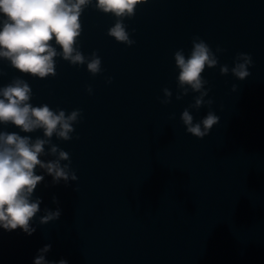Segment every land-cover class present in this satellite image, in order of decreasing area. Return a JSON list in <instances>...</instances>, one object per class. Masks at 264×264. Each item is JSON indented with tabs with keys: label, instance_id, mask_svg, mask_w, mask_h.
<instances>
[{
	"label": "clouds",
	"instance_id": "1",
	"mask_svg": "<svg viewBox=\"0 0 264 264\" xmlns=\"http://www.w3.org/2000/svg\"><path fill=\"white\" fill-rule=\"evenodd\" d=\"M140 2L141 0H96V7L116 17H132ZM89 3L90 0H0V57L8 59L18 71L43 79L55 74L54 58L58 52L51 43L55 40V44L62 50L64 60L73 65L84 64L86 58L76 44L82 30L80 17ZM108 34L125 45L135 43L119 19ZM223 51L225 49L217 46L214 52L205 40L196 36L192 38L188 56H185L183 49L174 53L175 66L179 69V86L185 93L188 90L185 86L200 92L195 100L197 108L204 103L203 98L208 94L207 91H202L207 83L202 73L206 68H213L218 64L215 53ZM235 60L231 71L238 79L244 80L250 75L252 57L241 52L237 53ZM241 60L243 62H239ZM101 64V58L93 53L92 59L87 62V69L93 75L98 74ZM220 70L222 73L229 71L227 65ZM111 80L109 78L108 82L111 83ZM87 91L91 93V86ZM164 94L166 97L171 96L168 89H164ZM31 95L30 86L19 79L0 89V123H11L25 133L42 129L44 137L48 138H37L32 142L30 137L15 132L0 133V228L6 231L19 228L28 235L36 230L32 221L40 211L41 203L39 198L33 201L31 197L38 183L44 179L35 173V169H45L56 183L61 179L67 181L70 176L69 166H61L60 163L62 160H69L68 152L58 150L53 145L50 151L53 155L58 152L57 160L45 163L39 157L44 154V146L54 134L62 140H71L73 123L82 114L81 109H76L66 115L64 110L54 111L47 104L34 107L29 103ZM207 103L211 105L213 101L208 100ZM181 119L187 133L203 139L210 134L220 118L209 111L200 122L194 123L193 116L185 109ZM71 179H77L75 173H71ZM59 216V210L46 211L39 223L47 224ZM50 247L45 245L40 249L34 264H55L45 260L44 254ZM59 264H67V261L62 259Z\"/></svg>",
	"mask_w": 264,
	"mask_h": 264
}]
</instances>
